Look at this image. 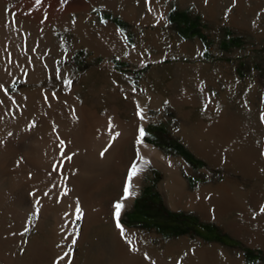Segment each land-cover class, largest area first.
Wrapping results in <instances>:
<instances>
[{
	"label": "rangeland",
	"instance_id": "1",
	"mask_svg": "<svg viewBox=\"0 0 264 264\" xmlns=\"http://www.w3.org/2000/svg\"><path fill=\"white\" fill-rule=\"evenodd\" d=\"M173 7L187 10L196 18L201 34L183 36L178 24L170 20ZM159 11L165 13L161 19ZM34 15L0 0V73L9 74H0V85L6 92L17 94L14 102L0 98V108L7 106V110L19 114L28 107V90L45 86L59 95L53 104L62 122L53 120L60 140L58 155L45 169L48 185L36 205L49 203L56 207L66 195L74 196L68 206L71 201L81 200L75 191L80 176L84 171L97 174L108 169L112 154L119 148L116 135L101 140L100 146L85 138L75 103L61 101L62 95L75 89L81 102L83 95L88 102H105L106 109L119 108L126 120L135 114L131 99L135 97L138 112L141 102L148 109L146 139L175 159L190 193L206 189L205 200L211 207L210 213H204L188 201V195L179 200L169 198L162 185L167 172L152 163L122 221L140 236L148 253L153 252V262L159 264L158 259L165 256L180 264H264V0H75L67 22H51ZM116 17L122 24L114 20ZM82 22L89 25L92 37L83 35L88 31L78 26ZM122 41L127 47L122 46ZM53 68L56 73H51ZM185 91L200 99L195 102L188 95L181 101L179 96ZM210 98L214 103H209ZM39 113L38 123L47 117V111ZM216 121L223 123L225 139L212 134ZM23 128L18 125L8 129L0 137V149L8 144L15 146ZM169 139L181 142L203 163H192L172 151L166 144ZM16 146L15 164L9 168L35 170L28 145L24 142ZM6 148L14 151L15 147ZM22 173L26 177V172ZM125 185L122 178L112 180L93 188V196L110 205L123 197ZM224 198L229 206L222 204ZM141 208L153 214L165 210L183 212L200 223L188 232L168 235L157 225H150L155 219L146 216ZM41 218L39 211L30 213L20 254L27 253V244L35 235L47 242L52 236L55 218ZM75 220L77 227L56 240L57 247L65 253L62 258L47 245L33 247L43 256L42 264H95L88 251L92 246L98 250L94 242L99 236L112 240V228L107 220L95 223L87 239L81 241L83 218ZM157 220L165 222L166 218L159 216ZM235 221L242 225L236 227ZM3 223L0 215V240L8 239ZM201 224L214 225L224 238L213 237L215 231L209 233ZM142 246L135 241L130 244L143 251ZM248 248L262 253L258 262L248 260ZM0 249L6 256L15 254L10 245ZM66 256L72 259L65 262Z\"/></svg>",
	"mask_w": 264,
	"mask_h": 264
},
{
	"label": "bare ground",
	"instance_id": "2",
	"mask_svg": "<svg viewBox=\"0 0 264 264\" xmlns=\"http://www.w3.org/2000/svg\"><path fill=\"white\" fill-rule=\"evenodd\" d=\"M7 2L14 4L21 11H31L33 14H35L34 16H37L38 18L49 20L51 22H55L56 20L67 22L69 21V14H71L73 11L75 0H41L40 3H37V0H7ZM157 16L161 19L165 16V13L159 11ZM78 26L84 29V32L85 28L87 29L88 33L84 34L82 32L84 36L89 34L92 37L91 28L88 27L89 25H86L82 22L78 23ZM118 45L120 47V44ZM122 46L127 47L123 41ZM52 71L51 73H56L55 68H53ZM0 74L3 75V77L9 75L2 73ZM28 91L29 97L26 93H22V95L26 94L28 98V107L25 111L19 112V114H13L11 110L6 109L7 106L3 108L6 110L0 108V113L3 115L0 117V120H2L0 121L1 138L10 128L18 127V125L21 128L25 127L23 128L25 129L24 133L17 136L18 139L15 140V146L10 144L6 146L11 148L15 147L14 151L6 147L0 149V215L2 216V219L5 223L2 230L5 235H8V237L6 236L8 239L0 240V248L10 245L15 251L14 255L6 256L5 253H3L0 249V260H2L0 261V264H42L41 258L43 256L41 257L37 249L33 248H38L40 245L49 246L53 250L52 252L55 256L62 258L65 253H63L62 248L57 247L56 240L57 238L59 239L61 236L63 237L65 234L69 233L70 230H74L77 227L75 219L79 216L83 218L84 225V231L83 234H81V241H85L87 239L86 235L88 230L91 229L95 223L107 220L108 224L112 228V240H108L103 236H99L94 242L95 246L97 245V247H99L98 250L92 246L88 251L89 256L94 257L95 264H155V262H153L155 257L153 252H150L151 254H149V250L146 248L147 246L142 243L143 241L141 240L140 236H137L136 233H134V229L127 226L122 221V216L125 214L127 208L130 206L136 194L139 192L141 180L148 167L152 163L159 165L164 169L165 172H167L162 185L168 191L169 198L179 200L183 198L185 199L188 195V201L190 203L198 205L204 211V213L211 212V207L205 200L207 194L206 189L204 188L203 191L200 190V192H197V194L190 193L187 187V180L185 178L184 172L182 171L181 167L177 165L175 159L167 157L161 149L157 148L146 139L145 127L149 117L147 115L148 109L143 102H141L140 111L138 112L136 110L138 109V105L135 102L136 98H131L134 101L132 106L134 107L135 114L131 120H126L120 115L119 108H115L114 110L106 109L104 105L105 102L98 103L92 102V100L88 102V97L85 95H83V101L81 102L77 99L75 89L71 91V94L62 95L61 101H73L75 103L74 107L77 109L82 118L81 126L83 127L84 137L91 139L93 142L98 144V146H100L101 140H105L112 137L113 135H116V141L118 142L119 148H117V150L112 154V162L110 166L108 165V169L98 172L97 174L90 171H84L83 176H80V181L75 186V191L80 196L81 200L78 202L71 201V204L68 206L67 202L74 198V196L66 195V203H64V201L61 203V205L56 207L51 204L49 205V203L47 205L45 203L44 205L40 203L36 205L39 195L42 194L43 189L48 185V181L46 180L49 179V177L47 178L48 171L45 169L47 166L51 167V163L53 160L57 159L56 156L58 155L57 151L60 140L55 134L53 120L59 123L62 122H60L59 117L55 115L56 111L54 112L53 108V104L57 102V98L59 96L56 92L51 91L49 88H46V86ZM188 95H190V92L185 91L182 92L179 97H181V101H185L187 100L186 97ZM191 95L195 102L200 99L199 96L193 94ZM16 96V93L6 92L0 85V98H4L8 102H14L13 99ZM210 100L211 102L209 103H214L213 98H210ZM39 111L40 113L41 111L44 113L47 111V117L45 116V118L38 123L37 118ZM40 113L39 115H42ZM215 125L216 128L213 129L212 134L215 136V138L223 139L225 137V129L222 126L223 123L221 121H216ZM68 128L69 127H66V129ZM141 129H143L144 132L143 136H141L140 133ZM24 142L29 147L30 153H28L30 154L31 159H29L28 155L27 158L30 160L32 165V160L35 159V170L23 169L22 167H14L13 169L9 168L10 165L15 164V161L13 160V154L18 151L16 145L19 147ZM197 144L199 145V142ZM248 154H251V152ZM47 158H49V161H47ZM46 162H50V164H46ZM24 165L25 164H22L21 166ZM133 165H135L139 171L131 181L133 192L132 195L128 196L127 198H125L123 195L120 200L110 205H106L103 201V198L95 199L92 192L93 188H100L102 185L107 182H111L112 180L120 181L121 178L123 181H125V184H127L128 176ZM88 170L90 169L88 168ZM22 172H26L27 175H24L26 177L22 176ZM39 172H41L40 175H38ZM53 174L54 172L52 175ZM22 188L26 189L21 190ZM117 202L123 203L119 217V223L123 226V235L121 234V228L117 226V218L115 215V205ZM222 204L224 206H229L230 203L224 198L222 199ZM174 206H177V204H174ZM77 209H80V211L78 212ZM35 210L42 214V220L47 218L49 215H52L55 218V230L50 238L47 237L49 238L48 242L45 241L41 235H35L27 244V253L20 254L19 247L24 246L26 242V237L24 234L26 223L29 219L30 213ZM240 223L242 225V222ZM240 223L239 221H235L234 225L238 227ZM2 241H6L7 244L4 245ZM134 241L138 242L139 245L145 246H142L143 251L137 248V250H135L134 248L130 247V244ZM69 259H72V257L70 256L69 258V256H66L65 262H67ZM158 260H160V262L157 261L159 264H180L176 260L168 261V258L165 256H162V258Z\"/></svg>",
	"mask_w": 264,
	"mask_h": 264
},
{
	"label": "trees",
	"instance_id": "3",
	"mask_svg": "<svg viewBox=\"0 0 264 264\" xmlns=\"http://www.w3.org/2000/svg\"><path fill=\"white\" fill-rule=\"evenodd\" d=\"M170 20L176 22L179 26L180 33L185 37H193L195 35L201 34L199 21L190 15L187 10H179L173 7L169 13ZM119 24H122V21L119 18H114ZM167 147L171 148L172 151L183 155L187 160L195 164H202L203 162L199 160L189 149H187L181 142L175 139H169L166 142ZM165 147V148H167ZM155 194H151V197H155ZM137 210V209H136ZM136 210L132 211L134 213ZM142 212L146 216L153 217V222L150 225H157L161 231L171 235H179L185 232H188L190 228H195L200 223L198 220L194 219L193 216L188 215L183 212H175L171 210H165L164 213L153 214L147 211L144 208H141ZM159 216H165V222H158L157 218ZM136 222H143L140 219H135ZM209 233L210 231H215V238H224L217 232V229L214 225L211 224H201ZM247 258L251 263H256L261 259L262 253H257L255 249L248 248L246 250Z\"/></svg>",
	"mask_w": 264,
	"mask_h": 264
},
{
	"label": "snow or ice",
	"instance_id": "4",
	"mask_svg": "<svg viewBox=\"0 0 264 264\" xmlns=\"http://www.w3.org/2000/svg\"><path fill=\"white\" fill-rule=\"evenodd\" d=\"M41 0H37V3H40ZM141 136L144 135L143 129L140 130ZM139 169L133 165L132 169L130 170L129 176H128V183L126 184L125 188H124V197L127 198L128 196L132 195V178L137 175ZM123 207V203L122 202H117V204L115 205V215L117 218V226L121 228V234L123 235V226L119 223V217H120V211ZM264 210V209H262ZM77 211L79 212L80 209H77ZM73 243H75V240H73Z\"/></svg>",
	"mask_w": 264,
	"mask_h": 264
}]
</instances>
